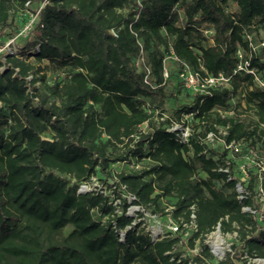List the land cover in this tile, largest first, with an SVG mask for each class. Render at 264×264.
<instances>
[{
	"label": "trees",
	"instance_id": "trees-1",
	"mask_svg": "<svg viewBox=\"0 0 264 264\" xmlns=\"http://www.w3.org/2000/svg\"><path fill=\"white\" fill-rule=\"evenodd\" d=\"M44 1L0 0V36L17 34L16 10L38 11L19 51L0 60V264H210L203 240L216 227L236 232V257L264 259V229L243 210H257L254 178L239 198L228 149L206 141L211 132L225 144L264 151V46L252 50L247 40L264 30V0ZM238 49L253 74L233 73ZM166 55L201 76L229 77V88L196 93L163 118L171 96ZM142 57L147 82L136 64ZM239 108L255 118L243 119ZM188 114L192 133L181 143L166 128ZM119 162L146 165L116 173L112 200L79 192ZM164 198L173 200L179 228L194 225L185 239L168 232L153 240L126 215L129 205L160 212ZM113 199H120L119 214ZM196 241L191 258L176 250Z\"/></svg>",
	"mask_w": 264,
	"mask_h": 264
},
{
	"label": "rangeland",
	"instance_id": "rangeland-1",
	"mask_svg": "<svg viewBox=\"0 0 264 264\" xmlns=\"http://www.w3.org/2000/svg\"><path fill=\"white\" fill-rule=\"evenodd\" d=\"M229 10H235V7L232 6ZM13 17L15 20V24L18 27L17 34L12 37H8L6 34L0 36V60H4L3 54H14L19 51V47L21 44L25 42V39L29 33V30H26L28 27L31 29L33 22L36 20V14L32 12H22L21 10H16L13 13ZM205 36L207 37L208 44H215L216 40L212 38L213 32L210 30H205ZM251 40L255 41V51L259 50L260 47L264 46V30H260L259 32H255L250 36ZM143 55V53H142ZM137 66L139 69H144L147 72L146 79L147 81L151 80V75L149 71V67L145 62L144 57L138 59ZM163 67L165 71L164 79L166 84V91L171 93V96L168 97L166 103L163 107L164 115L166 117H170L173 115L174 111L180 105H188L192 102L194 95L196 94L194 90L187 89L180 77L178 76L180 66L177 64L174 57L171 55H166L163 61ZM54 78V74L50 71H46V81L51 82ZM229 88V85L226 87ZM237 112L240 114V117L247 120H253L255 117L252 112L244 111L243 108H239ZM224 113V112H223ZM161 119H157L159 122ZM213 148L221 150L219 140L216 138L213 142H208ZM247 142H238L237 143V151L232 149L227 150L226 158L232 164L231 172L232 175L237 177L241 182L240 187L243 190V187H246L248 181L251 177H253V186L255 191V199L254 203L257 206V210L253 211L257 225L260 228L264 229V191L259 188V181L262 172V167L264 163V151L259 146H255L251 148L247 145ZM146 165V162H140L137 164L138 167ZM135 165H131L124 162H119L117 164H113L110 167V174L106 176L104 173L97 172L90 181L86 184V189L89 190H98L104 194L109 195V200H112L113 195L111 190L113 187H109V185H113L115 183L114 176L116 173L121 171H129L131 169H136ZM122 198V196H120ZM124 197V196H123ZM114 204L116 205V212L120 213V207L118 204L120 203V199L114 200ZM128 201V200H127ZM171 198H164L160 204L163 207L162 211L153 214L150 210H144L142 208H138L134 205H129L126 209V215L132 217L134 219V223H141V227L147 231L151 237V239L156 240L157 238L163 236L164 234L171 232L176 233L171 230V227L174 225H178L176 221L171 217L170 210L172 205ZM138 213H142V216L139 217ZM194 226L192 223L185 224L182 226L179 232V236L181 239H185L188 237L193 231ZM71 230V226H66L63 230L64 234H67ZM122 233H120L121 235ZM218 235L221 239V244L219 245V251H221V255H216L213 253L211 248V244L214 241V238ZM203 244H205L211 254V259L207 260L210 264H219L220 261L226 259V254H229V262L226 264H264V259L249 257L247 254L236 257L235 252H239L240 248L233 250L232 245H239L237 241L236 232L230 233H222L219 227H216L212 232L207 234L203 240ZM199 242L196 241L193 249H186L182 243H178L176 250L182 252V256H191L196 254L198 251Z\"/></svg>",
	"mask_w": 264,
	"mask_h": 264
},
{
	"label": "built area",
	"instance_id": "built-area-1",
	"mask_svg": "<svg viewBox=\"0 0 264 264\" xmlns=\"http://www.w3.org/2000/svg\"><path fill=\"white\" fill-rule=\"evenodd\" d=\"M47 0L43 2L45 4ZM38 13V11H37ZM37 13H35L37 15ZM26 30H30L28 27ZM247 40L249 41V46L252 50H255L250 36H247ZM15 54V53H14ZM237 57H238V63L236 68L233 70V73H237L240 71H247L249 73L253 74V70L248 69V59L244 58L243 51L241 49H238L236 51ZM13 55V54H11ZM165 75V71H164ZM178 76L180 77L181 81L183 82L184 86L187 89L194 90L195 93L198 94H206L208 93L209 88H226L229 85V77H226L222 74H219L218 76H210V75H204L201 76L198 72L193 71L188 65L183 64L179 70ZM147 77L145 76V81L147 82ZM256 81L259 85L263 86V83L256 78ZM163 118H166V116L163 114ZM161 118V120L163 119ZM192 114L184 115L179 121H172L171 124L166 128L167 131L173 132L176 136V138L181 143H187L189 140V137L192 133ZM221 134H224V131H220ZM216 139V137L213 135V133H208L206 135V141L207 142H213ZM219 143L226 149H232L234 151H237V143L231 142L230 144H225L222 139H219ZM136 169H138L137 164L134 166ZM86 184L83 183L79 186V192H86L89 191V189H86ZM236 191L239 194V198H242L243 190H241V187L239 184L236 185ZM128 200V203H131L133 200V196L130 194L123 195ZM135 206V205H134ZM138 207V206H136ZM139 208V207H138ZM244 211H249L252 214L254 213L252 210H250L247 207L243 208ZM192 218H194L193 215H191ZM193 225V224H192ZM182 226H185V223L182 224ZM181 226V227H182ZM194 226V225H193ZM180 229L178 225H174L171 227V230L174 232H180ZM122 236V234H121ZM211 248L213 250V253L218 255L214 249V247L211 244Z\"/></svg>",
	"mask_w": 264,
	"mask_h": 264
},
{
	"label": "bare ground",
	"instance_id": "bare-ground-1",
	"mask_svg": "<svg viewBox=\"0 0 264 264\" xmlns=\"http://www.w3.org/2000/svg\"><path fill=\"white\" fill-rule=\"evenodd\" d=\"M220 244H221V239H220V238L218 237V235L216 234V236H215V238H214V241H213V243H212V246L214 247V249H215V251H216V253H217L218 255H221V254H222L221 251L218 250Z\"/></svg>",
	"mask_w": 264,
	"mask_h": 264
}]
</instances>
